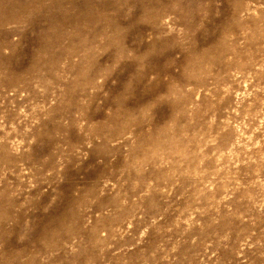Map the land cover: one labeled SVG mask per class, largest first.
<instances>
[{"label": "rangeland", "instance_id": "obj_1", "mask_svg": "<svg viewBox=\"0 0 264 264\" xmlns=\"http://www.w3.org/2000/svg\"><path fill=\"white\" fill-rule=\"evenodd\" d=\"M0 264H264V0H0Z\"/></svg>", "mask_w": 264, "mask_h": 264}]
</instances>
